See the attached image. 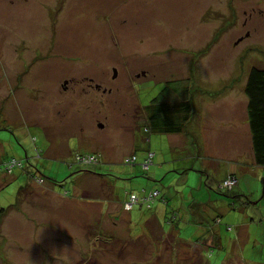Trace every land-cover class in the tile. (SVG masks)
I'll return each mask as SVG.
<instances>
[{
	"label": "rangeland",
	"instance_id": "374dc122",
	"mask_svg": "<svg viewBox=\"0 0 264 264\" xmlns=\"http://www.w3.org/2000/svg\"><path fill=\"white\" fill-rule=\"evenodd\" d=\"M60 2L31 0L29 9L0 0V264H203L184 244L200 241L189 217L180 222L181 243L174 225L164 228L157 215H142L155 209L146 210L145 193L170 186L182 191L178 206L181 194L192 197L188 208L206 199H217L211 207L230 206L220 227L222 247L213 246L207 258L225 264L236 226L252 217L244 221L235 196L208 179L220 183L230 168L254 169L245 87L251 68H264V0ZM181 78L191 81V132L149 134L142 106ZM39 134L41 145L50 139L42 157L31 139ZM148 149L166 161L144 166L154 164L143 173L145 187L126 164H112L137 153V169ZM6 153L28 157L27 165L11 173L12 160L5 172ZM76 153L92 168L74 170ZM93 167L98 174L87 173ZM159 168L172 171L156 177ZM239 172L237 185L250 190L254 184L261 195L264 177ZM79 174L89 179L64 186ZM90 178L97 179L88 191ZM136 216L137 227L130 225ZM261 231L235 264H256Z\"/></svg>",
	"mask_w": 264,
	"mask_h": 264
},
{
	"label": "trees",
	"instance_id": "16d2710c",
	"mask_svg": "<svg viewBox=\"0 0 264 264\" xmlns=\"http://www.w3.org/2000/svg\"><path fill=\"white\" fill-rule=\"evenodd\" d=\"M190 82L191 81H186L184 78H181V79L176 80V81L172 80L169 84L168 89H166L164 87L156 96H154L150 100V102L147 105L142 106L144 114H145V122L143 124L148 125V127H146V128H147L149 134H150V132H154V131H159V132H162L164 134H176V133L178 134V133H185V132H187V134H189L191 132L190 127H189V123H190V121H192L191 119L193 118V116L195 114V112H194L195 108L193 105L194 102L191 98L192 89L190 87ZM171 87L173 88V90H174L173 93L176 94V96L171 95V92H172ZM245 90H246V92L248 94V98H249L247 109H248V120H249L250 125H251L250 128H251L253 151L255 154L254 157H255L256 164L264 166V68H262V67L251 68V71L249 73V77H248V80L246 83ZM6 98H7V96H6ZM31 139H32L33 143H35V145H36L37 139L34 138L33 136H31ZM48 143L49 142H47L45 145H41V146H40V144L36 145V147H37L36 150H37V153L39 154V157L43 156V152H45V150L47 149L46 146ZM197 147H198V145H197ZM40 149H41V152H40ZM150 150L149 149L147 150L145 158L142 159V160H144L143 166H138L135 173H134V175L136 177H138L137 182H138V180L142 181V183H140L142 185V187L144 186V184L146 183V180H147V177H145V175L143 176V173H145V171H149V169L153 165V164L150 165L149 168H147V170L144 169V163L147 161V157L149 156ZM75 155H79V157L81 156L80 153L79 154L76 153ZM153 157H155V155ZM153 157L151 158V161L154 163L156 161V159ZM26 159L27 160H25L24 158H20V159L19 158H17V159L11 158V155L9 153H6L2 159L3 161H2L1 169L3 167V170L5 172L8 171L7 170L8 163L11 162L12 160L14 162V160H15L17 162L16 166H18V167L15 166L11 169L10 172L13 173L16 168H19V167L23 168L27 165L29 158L27 157ZM135 160H137V161L139 160V156L137 153H133L132 155L125 158V160H123V161H120V162L113 161L112 164H114V165L115 164H117V165L126 164L129 168V171L133 174L132 170L134 169L133 164L135 163ZM76 161H75V164H76V168H77L76 170L77 171H80L81 170L80 168H82L83 166H88V167L90 166V168L92 167V165H89L87 162H84V161H81V162L77 161L76 162ZM105 163H108V162H105ZM34 172H37V174H38L39 170L37 169V171L35 170ZM89 172H91V171H89ZM33 174L36 175L35 173H33ZM233 175L236 176V178H237V175L235 173H230V174H228V176L226 178H223L220 181V183H219V181L218 182L216 181L215 184H213L210 180L212 178L214 179V177H209L208 181H209L210 185L214 187V189H216L218 191H222L225 189L226 191H228L227 194H231L233 189L237 186L238 181L232 188L224 187L221 184L224 182L225 179H227L229 176H233ZM122 176L127 177L126 175H122ZM100 177H103V176H100ZM42 179H43V177H42ZM149 179L150 180L154 179V181L158 180V179H155L153 177H150ZM68 182H71V185H73V189H74L75 179L72 180V178H71L70 180L66 181L64 183V186H66V184ZM99 183H101V181H99ZM175 189H177V188L175 187ZM212 189L213 188H211V190ZM229 191H231V192H229ZM125 192H127V190H125ZM125 192H123V196L125 195L124 194ZM66 193H70V192L66 191L65 194ZM136 193H137V191H134V194H136ZM137 194H139V193H137ZM145 194L146 195H144V196H146V197L150 196V198H151V201L149 200V202H146V204H145L146 209H147L148 205H151V206L154 204L156 205L157 202L164 203L170 209V212L167 215V222L169 223V225H177L176 224L177 221L180 220V213L178 211V205H176L174 203L172 205L171 202L169 201V197L166 196V194L163 192L162 189H158V188L152 189L150 191H147ZM185 198L188 202L190 195L185 194ZM246 198H248V196H245L244 199L241 196V198L238 199L239 202H234L233 206H236V203L237 204L239 203L240 208L242 207L241 209H243L245 207V204H247V202L245 201V200H247ZM122 200H124L123 197H122ZM153 200L155 201L154 203L152 202ZM191 200L192 199H190V201ZM215 200H217V199H215ZM126 202L129 203L130 200H126ZM198 203H199V200L194 201L192 204H198ZM192 204H190V206H192ZM261 205L259 206V210L261 209ZM179 207H180V209L182 208V202L179 205ZM2 211H4L3 208H2ZM2 211H1V213H2ZM135 215H136V213L134 214V216ZM261 217H260L261 219L259 218L260 220L257 219V221H258L260 226H261V224H262V226H264V213ZM136 218H137V216H136ZM133 220H134V217H133ZM138 220H139V218H137L136 222L134 221L133 223L131 221L130 225L135 224V227H137ZM215 221L218 222V224H220V223L222 224V216L219 215V216L215 217ZM228 229L232 230V227L229 225ZM261 229H262V227H261ZM259 231L262 233L261 230H255L256 235L258 234ZM100 232H101V234L104 233L103 231H100ZM178 237L180 238V236H178ZM257 241H258V239H257ZM216 242H217V240H216ZM249 242H251V241H249ZM196 244L203 245L205 248L208 247L207 249H205L206 253L204 255L202 254V251L200 249L196 250L195 252L198 255H200V258H201L200 260L202 261L203 264H212L211 261H208L207 258L211 257L209 253H210V251H212L213 247L210 248L209 246H207L204 243H201L200 241H197ZM257 244H259V241L258 242L255 241L254 248L257 247ZM261 244H262V245H260L261 247L259 246L260 248L257 251V253L259 255H258V258L256 259V264H264V243H261ZM215 246H219V245H217V243H216ZM191 248H192V246H191ZM230 248H232V244H231ZM237 248H239L238 245H237ZM243 250L245 253L246 246H240V252L239 253H241ZM195 252H193V254ZM239 256H240V254H239ZM240 260H242V259H237V260L233 259L231 261H234L233 264H235V263L239 262ZM226 263H229V259H227L225 261V264Z\"/></svg>",
	"mask_w": 264,
	"mask_h": 264
},
{
	"label": "crops",
	"instance_id": "0c3cea01",
	"mask_svg": "<svg viewBox=\"0 0 264 264\" xmlns=\"http://www.w3.org/2000/svg\"><path fill=\"white\" fill-rule=\"evenodd\" d=\"M167 135L170 136V138H172V136L175 134H167ZM194 135H195V131L193 129L192 137H194ZM150 139L151 138H149V140ZM152 151H154V150H152ZM198 153H201L200 150L198 151ZM156 156L158 157V159L160 158V155L155 152V157H154L155 159H156ZM242 157L238 156L237 161H239L240 163H247L246 161L238 160L239 158L243 159ZM158 159H156V163H154V164L159 163V165L161 166L162 164L165 163L166 156L164 155L160 158V160H158ZM232 160L236 161V159L235 160L232 159ZM250 161L253 162L254 169H249L248 167H243L241 172H239L236 169L232 170V168H230V170L228 172H226V176L224 178H226L228 176V173L230 174V173L239 172L243 175L244 173L251 172L252 177H254L256 179L258 178L257 180H260L262 177H264V169L259 170L261 165L256 164L255 159L254 160L251 159ZM262 167L264 168V166H262ZM74 170H76V169H74ZM96 170H98V169L93 167L91 172L88 171L87 173L98 174ZM257 170H259V171H257ZM132 171L134 174L136 169L134 168ZM156 171H157L156 177L160 175L162 178L169 171H172V170H168L165 173H163V168H159V169H156ZM91 177H93V176H91ZM150 177H152V176H150ZM210 177H214V179H216L215 176H213V175ZM76 178H79L80 180L81 179H84V180L89 179V178H85V177H83V175L79 174V175H77V177L72 178V180L75 179V182H76ZM161 178H159V179H161ZM90 179H92V180L88 181V183L90 185L88 191L91 190L92 188H94L93 182H95L97 178H90ZM80 180L78 182H80ZM138 182L142 183L141 180H138ZM262 183H263V185H262L263 189H262L261 195L259 194L258 188L254 184H253V188L250 190H245L243 187H239L237 185L239 187L240 191L235 190V188L237 187L236 186L233 189L232 193L229 194V195L235 196V198L237 199V200H235L236 202H239L238 199H240L241 196H248V198H246L247 200H245L247 202V204H245V207L242 209L243 213H244L243 219L245 221L249 217H252V218H251V222L249 224L245 223V224L236 226L237 228H236V232L234 234V238L231 240L232 248H229L227 255L223 258L224 261H226L227 259H229V260L242 259L243 260V258H241V256H239L240 246H246L247 247V244L249 243V241H251L252 235L255 233V230H261V228L255 229V228H250V226L255 224V223L259 224L257 219H259L264 213V204H263V201H264V179L262 180ZM97 184H98L99 189L101 190V186H100L101 183L97 182ZM145 186H146V183L144 184L143 187H145ZM74 187L77 188L76 185H74ZM170 187H172V188H168V189H166V191H163V192L166 194V196L169 197L170 202L173 201V203L176 204L175 199L177 197V194L181 193L182 191L175 189L174 186H170ZM110 190H112L114 192V194L117 192L116 186H111ZM181 198H182V208L180 209V207L178 206V211L180 213V220L177 221V223H176L178 226L174 225L175 229L178 230L177 236L181 235V227H180L181 224H180V222L185 217H189L193 221V227H192L191 231H197L200 234L198 236V238L195 240L199 239L201 241V243L206 244L210 248L215 246L216 243H217V245H219V246H217V248L222 247V237L220 234V227L222 224L221 223L218 224V222L215 221V217H217L219 215L222 217H225L230 212V206H228V204H226L225 201H222L219 205L211 207L210 203L215 201V199H206V200H200L198 204H192V206H189V208H188V207H186L187 200L185 198V195L181 194ZM190 199H192V197H190ZM260 205H261V209L259 210ZM104 206H105V204H104ZM154 207H155V209L153 211H150V213H147V211H145V213H143L142 215L147 218L148 217L147 214H155V215H157L156 217L159 220L160 224L164 228H170L171 226H173V225H169V223L167 222V215L170 212V209L162 202H157V204L154 205ZM137 218H139L138 223H137V226H138V224H142V221H140L141 220L140 217H137ZM261 226H262V224H261ZM262 229L264 231V226H262ZM148 233H149V231H148ZM258 233H261V232L259 231ZM181 239L182 238H180V242L182 243ZM216 240H217V242H216ZM175 242H177V241H175ZM256 242H258V241L256 240ZM184 244L187 246L188 251L190 250L191 252H195L196 250L200 249L202 251L203 255L206 253L205 249L208 248L207 246H206L207 248H205L203 245L196 244V243L193 245H188L187 243H184ZM237 245L239 246V248H237ZM260 245H262V244L261 243L257 244L256 248H258ZM191 246H192V248H191Z\"/></svg>",
	"mask_w": 264,
	"mask_h": 264
},
{
	"label": "flooded vegetation",
	"instance_id": "af4514ba",
	"mask_svg": "<svg viewBox=\"0 0 264 264\" xmlns=\"http://www.w3.org/2000/svg\"><path fill=\"white\" fill-rule=\"evenodd\" d=\"M63 0H61V7L63 6V2H62ZM18 2V3H17ZM8 4H10V6L11 7H13V6H15L16 4H18V6L19 5H25V6H31V7H26V8H29V9H32V7L34 8L35 6H33L32 4H31V0H9V3ZM39 4H41L40 2H39ZM66 4V3H65ZM18 6H15V7H18ZM41 6V5H40ZM6 7H8V6H4V8H6ZM64 7H65V5H64ZM59 9H60V7H59ZM40 54H41V52H40ZM44 55V54H43ZM45 56V55H44ZM89 79H91V77L90 78H88L87 80L89 81V83H88V85L90 86V87H93V83L89 80ZM66 82H68V81H66ZM101 84V83H100ZM102 85V84H101ZM107 89V88H106ZM110 92L111 91V88H108L107 89V92ZM6 98V97H5ZM43 133H44V131H42ZM74 134H76V133H74ZM43 134H39V135H35V136H33L34 138H36L37 139V143H36V145H38V144H40L41 145V143H39L40 141H41V136H42ZM38 136H39V138H38ZM44 143H47V142H49L48 144H47V148L50 146V139L47 137V135L44 137ZM34 145H35V143H34ZM36 145H35V148H37L36 147ZM14 167V166H13Z\"/></svg>",
	"mask_w": 264,
	"mask_h": 264
},
{
	"label": "built area",
	"instance_id": "2783aa9c",
	"mask_svg": "<svg viewBox=\"0 0 264 264\" xmlns=\"http://www.w3.org/2000/svg\"><path fill=\"white\" fill-rule=\"evenodd\" d=\"M153 156H154V152H149L148 158H150V159H147V161L144 163V166L148 167V165L151 162V158ZM76 157L77 158L75 159V161L77 160V161L81 162L82 157L81 156L79 157V155H76ZM93 160H95V158ZM14 162L16 163V161H14ZM15 163L13 164L14 166H15ZM237 181H238V179L236 178V176L233 175V176H229L227 179H225L221 185H223L224 187L232 188L237 183Z\"/></svg>",
	"mask_w": 264,
	"mask_h": 264
},
{
	"label": "clouds",
	"instance_id": "9594fccd",
	"mask_svg": "<svg viewBox=\"0 0 264 264\" xmlns=\"http://www.w3.org/2000/svg\"><path fill=\"white\" fill-rule=\"evenodd\" d=\"M150 152H154V151L150 150ZM154 155H155V152H154ZM75 156H76V155H74V162H75Z\"/></svg>",
	"mask_w": 264,
	"mask_h": 264
},
{
	"label": "water",
	"instance_id": "95a60500",
	"mask_svg": "<svg viewBox=\"0 0 264 264\" xmlns=\"http://www.w3.org/2000/svg\"><path fill=\"white\" fill-rule=\"evenodd\" d=\"M103 126V125H102Z\"/></svg>",
	"mask_w": 264,
	"mask_h": 264
}]
</instances>
